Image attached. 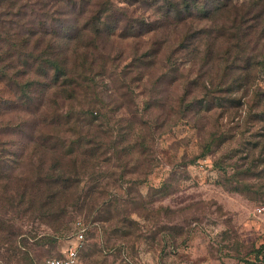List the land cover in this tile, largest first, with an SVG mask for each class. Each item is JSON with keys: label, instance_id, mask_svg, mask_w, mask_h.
<instances>
[{"label": "rangeland", "instance_id": "1", "mask_svg": "<svg viewBox=\"0 0 264 264\" xmlns=\"http://www.w3.org/2000/svg\"><path fill=\"white\" fill-rule=\"evenodd\" d=\"M38 1L0 0V264H44L75 242L79 264H264V65L232 93L242 105H221L220 84L236 76L225 78L223 64L205 60L194 46L180 48L186 29L211 24L198 18L200 5L179 21L187 10L172 3L181 0H53L47 9L63 26L50 24L47 37L58 38L56 31L55 44L68 45L69 54L89 48L98 65L105 63L92 74L95 94L106 102L103 126L125 138L86 159L83 142L73 152L78 163L67 188L47 185L55 161L40 146L38 95L31 91L29 102L18 95L36 77L26 62L36 65L38 34L28 42L31 53L24 51L29 24L15 20L39 19ZM257 1L233 3L257 11ZM110 7L115 14L106 20ZM151 23L157 28L138 34ZM252 53L264 60V37ZM96 122L85 126L87 138ZM112 224L125 230L108 240L103 226Z\"/></svg>", "mask_w": 264, "mask_h": 264}, {"label": "trees", "instance_id": "2", "mask_svg": "<svg viewBox=\"0 0 264 264\" xmlns=\"http://www.w3.org/2000/svg\"><path fill=\"white\" fill-rule=\"evenodd\" d=\"M52 1L39 0L37 2L39 7L38 11L35 9V12L39 19L34 22L31 17L23 22H20L19 19L15 20L16 24L23 27L29 24L28 34L24 37V51L31 53L28 42L33 35L38 34L34 46L37 51L36 53L32 51L34 54L33 64L36 63V65L32 67V61L28 59L26 62L30 66L29 70L36 73V77L28 81L25 85L26 91L22 88V94L18 93V95L19 99L25 102L32 101V97L29 95L31 91L38 95L35 109L40 115L38 121L40 125L38 129L40 132L38 137L41 139L40 146L43 154L47 155L48 153L55 161L52 167L55 170L54 174L47 175L49 179L44 182L47 185L60 182L62 183V188H67L70 175L73 174L72 167L78 163L77 157L73 155L75 149H79L83 142L89 144V147L86 148L87 150L84 151L82 149L81 151L85 154L84 159H86L87 155L98 151L102 145L111 144L114 148L115 146L117 147L118 144L123 142L125 137L124 133L120 131L119 136L113 138L110 127L104 128L103 126L108 125L107 120L109 119L107 112L105 116L102 112V109L106 110V102L95 94L99 82L92 74H95L93 67H98L103 72L106 67L105 63L98 65L97 57L89 48L81 49L80 46L76 49L72 48L69 54L68 45L64 48L58 43L55 44L58 39L60 40L56 31L51 30L54 32L55 37L58 36V38L47 37L48 30L51 27L50 24L63 26L61 17L54 16L51 10L47 9L48 4ZM181 3H184V10L186 9L187 13H183L181 17L178 16L179 21H184L188 16L191 17L193 15L191 9L194 4H197L201 6V9L198 10V18L206 19L211 24L197 30H191L192 28L190 27L186 29L181 38L180 48L187 49L190 46H194L192 50L200 53L205 60H216L217 63L223 64L222 73L225 78L234 74L236 77L232 79V82L226 81L227 83L224 87H222V84H220V88L218 87L223 93L217 95V100L218 104L221 105L229 103L230 106L239 107L242 103L240 104V100H236L232 93L234 90L239 89L242 84L244 86L249 84L250 72L255 70L258 65H264V60H259L257 55L252 53L253 50H257L260 39L264 37V22L262 23L264 14L263 0H258L255 4V8L259 9L257 11H254L247 3L237 6L233 3V0H181L180 3L174 2L172 5L174 7L179 6L178 8L181 9ZM260 3L261 7H259ZM117 8L116 20L119 21V14L122 15V8L119 6ZM25 9L28 8L23 4L19 12V14H22L21 18L27 14ZM111 9L110 7L109 15H106L104 19L109 20L111 15L115 14ZM121 18L120 16V20H122ZM125 19L130 18L126 16ZM9 23H12V21H9ZM182 23L186 25V23ZM103 24L104 21H102V26ZM186 26L188 27V25ZM101 28V26H97L98 31ZM155 28H157L155 23H151L143 30H139L138 34L150 32ZM173 29H176V27ZM108 34H110V29L106 35ZM128 35L135 34L131 33ZM128 35L125 33V36ZM73 37L76 38V35L69 34L67 39L71 40ZM196 41L203 42L204 47L201 48L196 43L194 45ZM25 55L27 58L30 56V54ZM241 70L245 72L244 83L240 74ZM237 73L238 75H236ZM80 93L81 98L79 97ZM75 101H77V104ZM189 102L193 103L196 101L190 100ZM253 105H256V102L252 103L251 107ZM114 111L112 110L111 112ZM248 113V121L255 123L258 115H255L252 111ZM101 117H104V119ZM94 122H96L98 129L95 130L93 137H97L87 138L88 134H90V129H86L85 126L90 128ZM116 127L121 129L118 126ZM108 136L113 139L105 142L104 137L107 138ZM217 140V137L212 138V143L206 144V150H210L213 143ZM75 145L78 147L76 148ZM67 159H70L72 164H67ZM55 193H57V190H55ZM103 228L105 231L109 230L108 236L110 238L108 240H115V233L119 232V230L121 232L125 230V228L113 224L106 227L103 226ZM258 253L259 249L255 250V254L258 255Z\"/></svg>", "mask_w": 264, "mask_h": 264}, {"label": "built area", "instance_id": "3", "mask_svg": "<svg viewBox=\"0 0 264 264\" xmlns=\"http://www.w3.org/2000/svg\"><path fill=\"white\" fill-rule=\"evenodd\" d=\"M75 242L61 256H52L45 259L44 264H79L80 247Z\"/></svg>", "mask_w": 264, "mask_h": 264}]
</instances>
